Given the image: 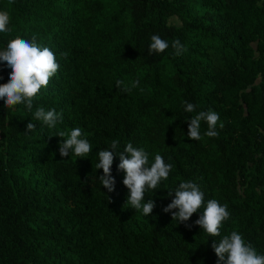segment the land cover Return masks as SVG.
I'll return each instance as SVG.
<instances>
[{
  "label": "trees",
  "instance_id": "16d2710c",
  "mask_svg": "<svg viewBox=\"0 0 264 264\" xmlns=\"http://www.w3.org/2000/svg\"><path fill=\"white\" fill-rule=\"evenodd\" d=\"M0 11L12 29L0 33V50L35 36L60 65L32 113L0 100V264H216L219 238L194 225L200 213L189 229L162 211L168 190L187 180L205 202L228 205L221 236L237 231L264 255V0H0ZM152 35L169 43L164 53L149 55ZM10 71L0 62V84ZM117 80L139 86L125 92ZM37 107L62 122L49 129L34 119ZM208 110L224 127L209 138L202 121L201 139H189L188 120ZM75 127L92 152L61 157L67 137L57 133ZM113 140L117 151L144 148L149 166L156 154L173 165L145 192L156 205L149 216L126 203L119 156L114 191L99 181L97 153Z\"/></svg>",
  "mask_w": 264,
  "mask_h": 264
},
{
  "label": "clouds",
  "instance_id": "9594fccd",
  "mask_svg": "<svg viewBox=\"0 0 264 264\" xmlns=\"http://www.w3.org/2000/svg\"><path fill=\"white\" fill-rule=\"evenodd\" d=\"M9 22V13L0 11V33H11ZM171 47L176 56L182 55L186 50L179 39L173 41ZM168 48L169 43L159 35L151 36V42L148 45L149 55H159ZM0 62L11 70L7 83L0 84V100L4 101V107L7 109H13L16 105H24L29 113H32L34 100L41 89L47 88L50 79L60 68L55 53L48 47L38 44L35 36L31 40L17 36L8 41L6 48L0 50ZM116 86L125 92H131L133 88L139 86V80L129 83L117 80ZM182 107L187 113L196 111V106L188 101H183ZM33 117L49 129L55 128L63 120L61 112L55 109L46 110L44 107H37ZM202 121L207 124V131L204 135L209 138L218 136L219 133L216 130L218 122L219 128L224 127L217 112L200 111L188 120L187 136L189 139L196 141L201 139ZM35 128L36 125L30 121L26 125L25 132H32ZM57 136L67 137L62 139L59 145L61 157H69L72 154L75 157L84 158L92 152L90 142L84 138L82 129L79 127L73 128L70 133L59 131ZM118 144V141L113 140L109 148L98 151L99 162L96 168L103 170L99 181L108 193L114 191L115 178L112 175V165L114 157L119 156L120 162L117 170L124 173L122 183L129 190L126 203L135 211L149 216L156 205L153 199H149L146 203L143 202L145 192L157 189L162 181L167 180L173 165L166 163L162 155L156 154L154 162L149 166V154L144 148L134 147L129 142L123 151H117ZM167 194L173 198L162 211L170 213L172 220L178 221V224L183 223L190 229L192 225L187 222L194 213H200L198 219L193 222L194 225L199 226L209 236L219 238L211 245L217 257L216 264H264V255H259L250 243H246L239 232L232 231L230 234L221 236L223 223L230 218L227 204L222 205L214 198L205 202L204 192L197 183L191 180L180 182L174 190H168ZM108 198L110 201V197Z\"/></svg>",
  "mask_w": 264,
  "mask_h": 264
}]
</instances>
